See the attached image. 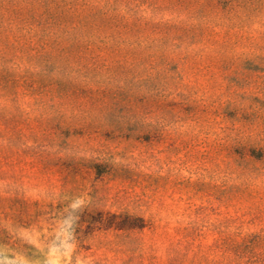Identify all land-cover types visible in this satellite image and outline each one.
<instances>
[{
  "label": "rangeland",
  "instance_id": "rangeland-1",
  "mask_svg": "<svg viewBox=\"0 0 264 264\" xmlns=\"http://www.w3.org/2000/svg\"><path fill=\"white\" fill-rule=\"evenodd\" d=\"M0 264H264V0H0Z\"/></svg>",
  "mask_w": 264,
  "mask_h": 264
}]
</instances>
